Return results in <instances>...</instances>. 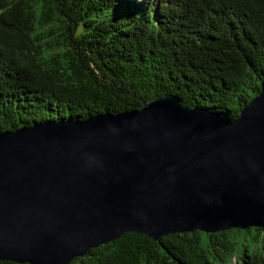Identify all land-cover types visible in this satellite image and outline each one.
<instances>
[{
  "label": "trees",
  "instance_id": "trees-1",
  "mask_svg": "<svg viewBox=\"0 0 264 264\" xmlns=\"http://www.w3.org/2000/svg\"><path fill=\"white\" fill-rule=\"evenodd\" d=\"M0 69V132L165 94L235 119L264 80V0H0ZM67 264H264V226L127 232Z\"/></svg>",
  "mask_w": 264,
  "mask_h": 264
},
{
  "label": "water",
  "instance_id": "water-1",
  "mask_svg": "<svg viewBox=\"0 0 264 264\" xmlns=\"http://www.w3.org/2000/svg\"><path fill=\"white\" fill-rule=\"evenodd\" d=\"M137 98L0 132V260L67 264L127 232L264 226V80L235 119Z\"/></svg>",
  "mask_w": 264,
  "mask_h": 264
},
{
  "label": "rangeland",
  "instance_id": "rangeland-1",
  "mask_svg": "<svg viewBox=\"0 0 264 264\" xmlns=\"http://www.w3.org/2000/svg\"><path fill=\"white\" fill-rule=\"evenodd\" d=\"M0 73L3 75L4 74V72L3 71H1V69H0ZM5 75V74H4ZM6 79H7V76H6Z\"/></svg>",
  "mask_w": 264,
  "mask_h": 264
}]
</instances>
